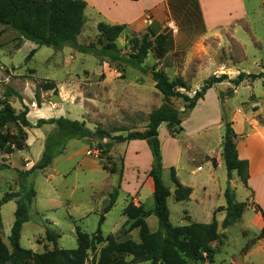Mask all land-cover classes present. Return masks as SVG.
Instances as JSON below:
<instances>
[{
    "label": "rangeland",
    "instance_id": "1",
    "mask_svg": "<svg viewBox=\"0 0 264 264\" xmlns=\"http://www.w3.org/2000/svg\"><path fill=\"white\" fill-rule=\"evenodd\" d=\"M86 2L84 25L78 37L79 45L87 47L86 52L70 46L61 50L40 47L23 39L10 26L0 25V101L3 102L0 107L10 105L19 114L28 106V120L33 125L40 119L65 117L83 122L92 131L100 128L112 136H127L129 132L144 131L150 114L165 103L155 87L154 70L164 71L170 80L183 78L187 89L180 91L191 97L208 78L227 75L228 79L210 89L189 113L184 112L183 99H172V106L181 112L184 129L179 136L171 137L166 124L159 129L164 184L172 191L175 189L170 172L174 167L181 180L193 179L197 187L202 182L209 185L210 197L203 206L195 201L177 202L172 194L168 200L171 222L176 227L210 223L218 207L226 206L228 172L222 152L228 123L237 134L239 153L250 157L264 171V77L256 81L247 79L239 86L233 83L241 73L264 75V0H200L203 12L197 0L170 3V8L164 2L147 11L139 23L131 24L112 22L138 18L144 9L161 0ZM90 4L100 9L102 15ZM147 16L152 18L151 24ZM100 24L125 26L115 42L120 60H113L105 51L110 42L99 31ZM145 36L153 42V48L145 61L137 65L132 58ZM49 84H54V88L46 89ZM8 88L14 92L10 97L5 96ZM6 132L21 138L24 149L11 155L0 152V199L22 191L21 173L41 161L48 138L56 134L57 128L55 125L23 128L12 123ZM111 141L109 138L69 139L49 168L27 178L26 185L34 186L36 196L29 209L30 221L22 230L23 248L37 253L53 250V243L46 238L50 230L61 235L59 248L76 249L78 231L91 236L100 227L104 237L117 236L127 222L124 210L130 203L153 209V191L149 193L153 181L149 180V189L143 182L149 178L144 171L153 157L148 143ZM109 143V152L103 153ZM128 148L130 160L125 164ZM203 154L211 155L212 159H208L215 166L219 160L223 165L214 169L212 161H206ZM104 164L118 169L124 166L125 188L121 186L117 201L108 212L106 207L119 184V173L103 169ZM199 166L201 170H196ZM210 172L213 180L209 179ZM137 174H140L138 179ZM262 182L258 177L256 185L261 199ZM231 186L237 201L248 202L253 208L254 194L236 172ZM22 192L0 208V240L10 250L15 212L24 201ZM154 219L157 220L155 216ZM242 224L227 230L226 251L236 255L246 240ZM128 237L139 241L135 230ZM92 256L88 264H92Z\"/></svg>",
    "mask_w": 264,
    "mask_h": 264
},
{
    "label": "trees",
    "instance_id": "2",
    "mask_svg": "<svg viewBox=\"0 0 264 264\" xmlns=\"http://www.w3.org/2000/svg\"><path fill=\"white\" fill-rule=\"evenodd\" d=\"M196 8L198 9L197 6ZM86 9L87 2L85 0H0V25L10 26L23 39L40 47L46 46L61 50L70 46L86 52L87 47L78 43V37L84 25ZM98 29L106 35L110 42L105 46V51L113 60H120L119 50L115 42L124 32L125 26L100 24ZM152 48L153 42L148 39V36H145L138 45V52L132 58L133 62L137 65L142 64ZM160 56L162 57L163 54ZM262 77H264L263 74L241 73L233 83L235 86H239L247 79L256 81ZM227 79V75L212 76L205 80L202 87L191 97L180 91V89H187V84L183 78L170 80L164 71L154 70L155 87L163 96L165 103L150 114L148 125L144 131L129 132L127 136H112L110 132L100 128L92 131L83 122L65 117L50 120L40 119L36 125H33L28 120L30 112L28 106H25L24 111L19 114L10 105L0 107V152L5 154L11 155L24 149V142L21 138L6 132L10 124L14 123L23 128H41L44 125H55L57 128L56 134L48 138V145L41 161L20 175L24 201L18 204L15 212V221L9 237L12 250L0 240V264H88L90 254L93 255L92 264H137L141 262H150L151 264H204L207 261L213 262L219 250L213 244L218 242L219 245H224L227 240V235L220 233L216 218L208 224L193 223L185 227H176L171 222V211L168 204L171 191L162 179L163 156L159 129L163 124H166L171 137L179 136L184 129L181 112L172 106V99H183L186 103L184 112L189 113L195 109L199 101L205 98L210 89ZM45 88L53 89L54 84L46 85ZM13 94L12 89L8 88L5 96L10 97ZM2 104L3 102L0 101V105ZM38 106L41 107V104L39 103ZM72 138L98 140L109 138L116 143L146 141L153 156V165L148 177L152 179L154 184V207L151 210H146L144 206H135L130 203L124 210L127 222L117 236L104 237L100 227L91 236L78 231V247L69 250L59 248L58 240L61 235L48 230L46 238L53 243V250L37 253L25 249L21 246V234L24 224L30 221L29 209L32 199L36 196L34 186L28 187L26 180L37 171L49 168L54 158L62 153L67 141ZM236 139L237 134L232 124L228 123L222 152L228 172V185L224 192L226 206L217 209V213H226L222 223L224 229L238 223L250 207L248 202L237 201L236 193L231 186L235 172L246 187H248L250 178L249 161L240 158ZM111 143L108 144L107 151H103V153L109 152ZM103 169H109L112 174L119 173V184L111 194L109 204L106 207V212H108L114 207L119 196L124 166L118 169L116 166L109 168L104 164ZM170 172L171 180L175 186L176 201H189L193 190L179 181L174 167L170 169ZM21 192L6 194L0 199V208L11 200L20 197ZM255 209L264 216L260 206L255 205ZM150 216H155L158 219L159 228L156 232H152L147 223ZM103 221L104 217L101 219V222ZM134 230L139 231V241L128 237ZM260 238L264 239V229ZM103 244L105 245L98 251V247ZM129 257L131 260H128Z\"/></svg>",
    "mask_w": 264,
    "mask_h": 264
},
{
    "label": "crops",
    "instance_id": "3",
    "mask_svg": "<svg viewBox=\"0 0 264 264\" xmlns=\"http://www.w3.org/2000/svg\"><path fill=\"white\" fill-rule=\"evenodd\" d=\"M139 1H141V0H139ZM179 1L187 2V0H161V2L159 4H155V5L150 6L147 9H144L143 13H141V15L138 18H133L130 21L112 22V23H130L131 24L132 22H135V21H138V23H139V19L142 18L147 11L155 9L157 6L163 4L164 2H166V4L168 5V8H170V5H169L170 3L177 4V2H179ZM197 1H198V3H197L198 7L200 6L201 11L203 12V10H202L203 8L201 6L200 0H197ZM90 5H91L92 8H96L101 13L100 9H98L95 5H93V4H90ZM101 15H102V13H101ZM202 19H203V22H205V14L204 13L202 14ZM134 142L135 141H132L131 144H133ZM139 142L142 143L141 141H139ZM129 150L130 149L128 148L127 155L125 157V164H126V162H128L130 160ZM239 150L240 149H239V146H238V151ZM130 153H131V151H130ZM136 154H138V153L136 152ZM203 155H205V156H202V157H204V159L206 161L207 160L208 161H212L211 160L212 159L211 155H209V154H203ZM239 156H240L241 159L245 158L246 160L249 161V164H250V167H249L250 178H249V181H248V187L247 188H248V190L250 192H253V194H254L253 204H252L253 208L249 207L247 209V211L245 212L243 218L238 222V223H243L242 224L243 225L242 234L246 238L245 244L241 248V251H240L239 255H236L235 253L230 252L229 250H228L229 251L228 252V251H226L227 247H228V236H227V240L224 243V245H219L218 242H215L213 244V246L214 247H218L219 250L216 253L213 262H208L207 261V262H205V264H264V239L260 238V234H261V232L264 229V216H263V214L260 211H257L255 209V205H258V206H260V208L264 212V197H263V199H261V196H260V193H259V189L257 188V185H256V181H257V179L259 177V179L263 181L262 183H263V186H264V177H263L264 176V171H262L258 167V165L256 166L254 164V162L251 160L250 157L247 158V157L243 156L242 153H239ZM194 157H195V155H193V158L191 159L192 161H194ZM208 157H210L211 159H208ZM152 165H153V157L151 158V162H150L149 168H147L144 171V175L146 174V176H147L149 174L150 170L152 169ZM212 165H213L214 169H216V168H219L221 165H223V162H222V160H219L217 162V166H214V163L212 161ZM196 170H201V166H199L198 169H196ZM211 170H212V168H211ZM125 171H126V169H125ZM195 172L196 171H192L193 174ZM210 173H211V175H210L209 179L213 180V177H214L213 176V172H210ZM139 175L140 174H137V178L136 179H138ZM150 179L151 178H147L145 181H143V182H145L144 185H147V187L149 186L148 189L150 188V181H149ZM179 181L184 186L189 187V188H191L193 190L192 195L190 197V200L187 203H191L192 201H195V204H199L201 206L207 204V199H209V197H210L209 194L207 193V190L209 189V185H207L206 183L202 182V184L199 187H197V186H195V184L193 182V179H189L187 181H183V180H181L179 178ZM121 186H123V188H125L124 184L121 185ZM150 191L151 192L153 191V193H154V184H153V189L152 188H151V190L149 189V193H150ZM170 191H171V196H172V194H175V189L173 191L170 189ZM263 191H264V189H263ZM131 194L133 195V193H131ZM195 199H198L199 202L196 201ZM137 203H139L138 200H137ZM220 207H223V205L220 206ZM225 217H226V213L225 212H218V213L216 212L214 214V218H216V220L219 223V231H220V233L227 235V230H228L229 227L226 228V229H224L222 227V223H223ZM213 219L210 221V223L213 221ZM147 223H148V225H149V227H150L152 232H156L158 230V228H159L158 219L155 220L154 216H150L147 219ZM204 224H208V223H204ZM135 231H137L138 238H139V231L138 230H135ZM251 233L253 234V236L250 235ZM219 254H221V257L219 256Z\"/></svg>",
    "mask_w": 264,
    "mask_h": 264
},
{
    "label": "built area",
    "instance_id": "4",
    "mask_svg": "<svg viewBox=\"0 0 264 264\" xmlns=\"http://www.w3.org/2000/svg\"><path fill=\"white\" fill-rule=\"evenodd\" d=\"M147 22L150 24L152 23V18L150 16H147Z\"/></svg>",
    "mask_w": 264,
    "mask_h": 264
},
{
    "label": "water",
    "instance_id": "5",
    "mask_svg": "<svg viewBox=\"0 0 264 264\" xmlns=\"http://www.w3.org/2000/svg\"><path fill=\"white\" fill-rule=\"evenodd\" d=\"M167 31H168V29L165 32H167Z\"/></svg>",
    "mask_w": 264,
    "mask_h": 264
}]
</instances>
